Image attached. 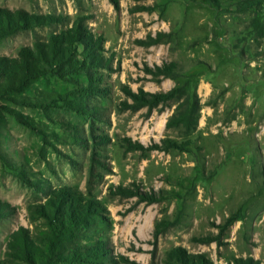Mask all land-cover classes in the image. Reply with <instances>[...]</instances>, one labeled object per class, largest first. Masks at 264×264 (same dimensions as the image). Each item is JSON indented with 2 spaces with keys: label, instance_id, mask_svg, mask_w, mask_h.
I'll return each instance as SVG.
<instances>
[{
  "label": "rangeland",
  "instance_id": "374dc122",
  "mask_svg": "<svg viewBox=\"0 0 264 264\" xmlns=\"http://www.w3.org/2000/svg\"><path fill=\"white\" fill-rule=\"evenodd\" d=\"M239 1L0 0L45 18L0 37V58L80 22L109 59L89 78L46 74L0 93V264H39L35 252L44 264H101L67 257L98 243L110 264H264V0L245 12ZM171 61L181 72L157 75ZM180 86L201 100L193 133L167 127L178 100L129 108V93ZM163 140L185 148L162 150ZM64 187L101 208L76 237L49 215Z\"/></svg>",
  "mask_w": 264,
  "mask_h": 264
},
{
  "label": "trees",
  "instance_id": "16d2710c",
  "mask_svg": "<svg viewBox=\"0 0 264 264\" xmlns=\"http://www.w3.org/2000/svg\"><path fill=\"white\" fill-rule=\"evenodd\" d=\"M198 2L199 0H187ZM261 0H241L237 3L238 11L245 12L258 6ZM44 17H29L26 14L19 12L17 15L0 9V37L15 32L20 28L19 24L35 26L42 23ZM255 22V21H254ZM50 23V21H47ZM161 36L152 40L150 45L159 43ZM105 40L102 36H97L87 29L80 22H76L71 28L63 30L61 33L51 36L48 42L38 43L35 50L24 49L19 53L17 59L0 58V93L7 91L4 88H20L28 83L29 80L38 78L46 74H54L63 76L69 73L83 71L89 78L91 70L100 69L107 66L109 59L104 55ZM181 64L171 61L165 62L162 66L156 67L157 75L164 78H175L181 72ZM152 72V71H148ZM129 96L134 100V104L129 108L141 109L147 107L149 110L163 107L171 100H178L175 113L167 122V127H180L185 134L193 133L197 130L201 117V100L197 94L190 96L185 86L174 87L166 93L153 94L140 90L138 95L129 93ZM161 107V108H162ZM163 149H184L185 145L174 143L171 140H163ZM155 196L143 200L157 201ZM49 215L52 220L57 222L62 229L70 231L71 235L76 237L78 231L90 228L96 224L101 217L100 205L93 201L87 200L85 196L74 187H64L53 192L49 202ZM0 205V212H1ZM233 219L227 221V226L232 223ZM33 253V252H32ZM105 253L104 243H98L96 247L92 246L87 250L75 249V252H68L67 257L83 258L87 262H95L87 259V254L90 258L97 261L110 264L105 260H112ZM181 256V255H180ZM177 257V261L181 264H213L203 255L194 257L191 261L182 260ZM28 260L36 258L39 264H44L39 253H33ZM183 258V257H182ZM31 261V260H30ZM127 262V261H125ZM33 263V262H32ZM229 264H260L256 259L235 258Z\"/></svg>",
  "mask_w": 264,
  "mask_h": 264
}]
</instances>
